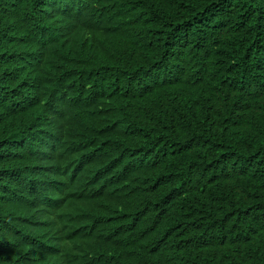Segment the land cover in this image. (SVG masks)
<instances>
[{
  "label": "trees",
  "instance_id": "obj_1",
  "mask_svg": "<svg viewBox=\"0 0 264 264\" xmlns=\"http://www.w3.org/2000/svg\"><path fill=\"white\" fill-rule=\"evenodd\" d=\"M0 264H264V0H0Z\"/></svg>",
  "mask_w": 264,
  "mask_h": 264
},
{
  "label": "bare ground",
  "instance_id": "obj_2",
  "mask_svg": "<svg viewBox=\"0 0 264 264\" xmlns=\"http://www.w3.org/2000/svg\"><path fill=\"white\" fill-rule=\"evenodd\" d=\"M46 155H47V152H46ZM92 191V190H91ZM95 191V190H94ZM98 193V192H97ZM100 195V194H99ZM98 197V196H97ZM93 199H94V197H93Z\"/></svg>",
  "mask_w": 264,
  "mask_h": 264
}]
</instances>
